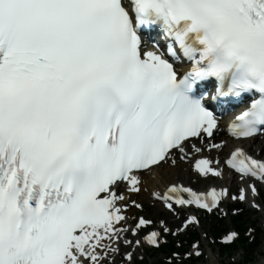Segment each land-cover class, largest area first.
<instances>
[{
	"label": "bare ground",
	"instance_id": "bare-ground-1",
	"mask_svg": "<svg viewBox=\"0 0 264 264\" xmlns=\"http://www.w3.org/2000/svg\"><path fill=\"white\" fill-rule=\"evenodd\" d=\"M225 150H227V148L222 150L219 154L223 155ZM182 165L183 164H178L176 168H170L168 166L165 167L164 172H163L164 173L163 177H159V174H157V171H158L159 168H157L154 171V173H153V175H155V179H152V177H151L152 175L145 177V179H144L145 180V183H144L145 185H143L142 187L146 186L151 192H154L155 189L165 187L168 184L167 182L170 180L171 177L173 178L177 174L178 175L181 174V172H179L178 170H182ZM170 175H171V177H170ZM167 176H169V177H167ZM145 199H146V197H145ZM140 200L143 201L144 198L142 197V198H140ZM114 250L119 254L118 250H116V249H114ZM211 263L212 264H217V262L214 261V260ZM257 264H264V262H259Z\"/></svg>",
	"mask_w": 264,
	"mask_h": 264
},
{
	"label": "rangeland",
	"instance_id": "rangeland-1",
	"mask_svg": "<svg viewBox=\"0 0 264 264\" xmlns=\"http://www.w3.org/2000/svg\"><path fill=\"white\" fill-rule=\"evenodd\" d=\"M259 240H257L256 247H254V248H252V250H250L249 254L250 255L252 254L251 255V259H252L251 264H257L259 262H264V240L262 241L261 237L259 238ZM234 260H236V259H234ZM208 262H209V260L207 261V264H208Z\"/></svg>",
	"mask_w": 264,
	"mask_h": 264
}]
</instances>
